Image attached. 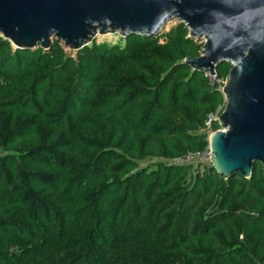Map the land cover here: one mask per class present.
Here are the masks:
<instances>
[{"label": "trees", "instance_id": "1", "mask_svg": "<svg viewBox=\"0 0 264 264\" xmlns=\"http://www.w3.org/2000/svg\"><path fill=\"white\" fill-rule=\"evenodd\" d=\"M187 34L74 57L0 36V264H264L261 164L223 178L168 162L207 146L224 105L183 63L201 46Z\"/></svg>", "mask_w": 264, "mask_h": 264}, {"label": "water", "instance_id": "2", "mask_svg": "<svg viewBox=\"0 0 264 264\" xmlns=\"http://www.w3.org/2000/svg\"><path fill=\"white\" fill-rule=\"evenodd\" d=\"M172 20L201 41L183 63L210 74L229 65L211 166L223 178H249L253 162L264 173V0H0V36L16 48L45 49L55 37L77 50L96 32L154 37Z\"/></svg>", "mask_w": 264, "mask_h": 264}, {"label": "built area", "instance_id": "3", "mask_svg": "<svg viewBox=\"0 0 264 264\" xmlns=\"http://www.w3.org/2000/svg\"><path fill=\"white\" fill-rule=\"evenodd\" d=\"M203 75L206 77L208 84L211 86V88H215L216 90L222 93V88L225 84V77L218 76L217 73L215 72V69L213 73L210 74V72L205 71L203 72ZM222 108L223 105L221 107H218L215 111L209 112L204 121L205 124L204 131L207 134V146L201 151L186 152L183 155L169 159L168 162L177 163V164H191L193 165L194 168H198L200 172L203 170L204 166L210 165L211 151L208 145V137L214 131L211 128L212 123L213 122L218 123V115L221 112Z\"/></svg>", "mask_w": 264, "mask_h": 264}, {"label": "rangeland", "instance_id": "4", "mask_svg": "<svg viewBox=\"0 0 264 264\" xmlns=\"http://www.w3.org/2000/svg\"><path fill=\"white\" fill-rule=\"evenodd\" d=\"M177 23L178 22L176 20L168 21L165 24L164 28L157 35V36H159V41H163L164 40L163 34L165 32H167L170 28L174 27ZM192 38H194V37H192ZM54 40H56L61 45V47H63L65 53L71 55V57L75 56L76 49H72V48H69L67 46H64L63 43L61 41L57 40L55 37H50V43H52V41H54ZM93 41H95L97 44H103V45H108V46L113 45V44H121L122 43V36L119 35L118 33L100 34V33L96 32L95 36L92 38V41L89 42L87 45L92 44ZM197 43H201V41L197 42ZM10 45L13 48L15 47L11 42H10ZM37 46H38V43H37ZM50 47H51V44H50ZM50 47L45 48L44 50H47ZM156 161H157L156 158L155 159H144V160L140 161V166L151 168L153 166V163Z\"/></svg>", "mask_w": 264, "mask_h": 264}]
</instances>
